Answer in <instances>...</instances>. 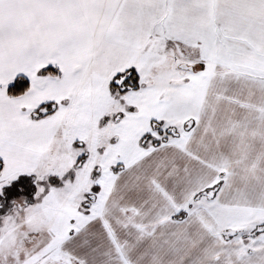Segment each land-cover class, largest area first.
Instances as JSON below:
<instances>
[{
  "label": "snow or ice",
  "instance_id": "obj_1",
  "mask_svg": "<svg viewBox=\"0 0 264 264\" xmlns=\"http://www.w3.org/2000/svg\"><path fill=\"white\" fill-rule=\"evenodd\" d=\"M0 264H264V0H0Z\"/></svg>",
  "mask_w": 264,
  "mask_h": 264
}]
</instances>
